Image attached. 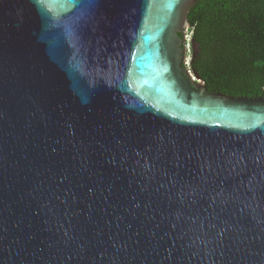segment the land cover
<instances>
[{"label": "water", "instance_id": "water-1", "mask_svg": "<svg viewBox=\"0 0 264 264\" xmlns=\"http://www.w3.org/2000/svg\"><path fill=\"white\" fill-rule=\"evenodd\" d=\"M196 1L0 0V264H264V97L190 66Z\"/></svg>", "mask_w": 264, "mask_h": 264}, {"label": "trees", "instance_id": "trees-1", "mask_svg": "<svg viewBox=\"0 0 264 264\" xmlns=\"http://www.w3.org/2000/svg\"><path fill=\"white\" fill-rule=\"evenodd\" d=\"M188 19L190 66L206 88L264 97V0H197Z\"/></svg>", "mask_w": 264, "mask_h": 264}, {"label": "flooded vegetation", "instance_id": "flooded-vegetation-1", "mask_svg": "<svg viewBox=\"0 0 264 264\" xmlns=\"http://www.w3.org/2000/svg\"><path fill=\"white\" fill-rule=\"evenodd\" d=\"M188 31V30H187ZM186 31V33H185V38H187V35H188V32ZM180 36L181 37H184V35H182L181 33H180Z\"/></svg>", "mask_w": 264, "mask_h": 264}, {"label": "rangeland", "instance_id": "rangeland-1", "mask_svg": "<svg viewBox=\"0 0 264 264\" xmlns=\"http://www.w3.org/2000/svg\"><path fill=\"white\" fill-rule=\"evenodd\" d=\"M187 39H189V36L188 35H187ZM187 42H188V40H187ZM187 45H189V43Z\"/></svg>", "mask_w": 264, "mask_h": 264}, {"label": "built area", "instance_id": "built-area-1", "mask_svg": "<svg viewBox=\"0 0 264 264\" xmlns=\"http://www.w3.org/2000/svg\"><path fill=\"white\" fill-rule=\"evenodd\" d=\"M188 46V48H189V45H187ZM189 51H190V49H189Z\"/></svg>", "mask_w": 264, "mask_h": 264}]
</instances>
